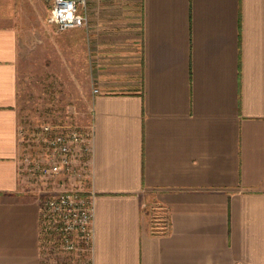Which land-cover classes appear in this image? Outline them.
Returning a JSON list of instances; mask_svg holds the SVG:
<instances>
[{
    "label": "crops",
    "instance_id": "obj_1",
    "mask_svg": "<svg viewBox=\"0 0 264 264\" xmlns=\"http://www.w3.org/2000/svg\"><path fill=\"white\" fill-rule=\"evenodd\" d=\"M0 0V264H42L18 158L20 32ZM90 264H264V0H88ZM166 215L152 228L148 213Z\"/></svg>",
    "mask_w": 264,
    "mask_h": 264
},
{
    "label": "rangeland",
    "instance_id": "obj_2",
    "mask_svg": "<svg viewBox=\"0 0 264 264\" xmlns=\"http://www.w3.org/2000/svg\"><path fill=\"white\" fill-rule=\"evenodd\" d=\"M48 11L40 24H27L28 31L20 32L18 55V158L20 173L28 190L41 202L54 195L68 192L81 198L91 197L87 190L90 180V151L83 143L90 139V97L86 90V73L82 67L80 37L72 29L59 30L48 21ZM77 132L85 140L72 144L68 152V170L45 174L41 170L57 158L50 146L56 134ZM152 228H165L166 215L148 213ZM57 233V232H56ZM42 236V264H90L91 245L78 233L71 235L74 244L66 249L59 234ZM92 244V243H91Z\"/></svg>",
    "mask_w": 264,
    "mask_h": 264
},
{
    "label": "built area",
    "instance_id": "obj_3",
    "mask_svg": "<svg viewBox=\"0 0 264 264\" xmlns=\"http://www.w3.org/2000/svg\"><path fill=\"white\" fill-rule=\"evenodd\" d=\"M88 0H51L48 21L59 30H66L85 25L87 17L84 8ZM85 140L77 132L56 134L50 140V146L57 156L48 167L42 168L45 174L58 173L62 167L68 170V152L72 144ZM84 151H90V139L83 144ZM45 212L41 216V227L44 233L59 234L61 244L66 249L74 244L71 235L78 233L88 247L93 237V204L92 197L81 198L76 193L63 192L49 197L45 201ZM57 232V233H56Z\"/></svg>",
    "mask_w": 264,
    "mask_h": 264
}]
</instances>
